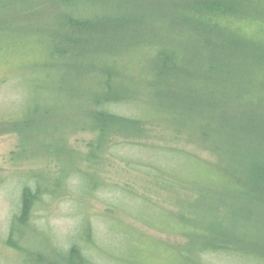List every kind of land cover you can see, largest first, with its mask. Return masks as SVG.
Here are the masks:
<instances>
[{
    "label": "trees",
    "instance_id": "1",
    "mask_svg": "<svg viewBox=\"0 0 264 264\" xmlns=\"http://www.w3.org/2000/svg\"><path fill=\"white\" fill-rule=\"evenodd\" d=\"M0 2V32L15 40L20 35L11 34L16 26L9 14L48 8L51 13L46 16H53L38 30L39 37L28 44L15 42L5 52L22 59L18 67L30 66L27 69L43 72L52 81L45 85L26 81L31 97L39 96L33 101L36 107L27 106L25 116L7 120L8 127L0 124V132L12 133L6 130L14 128L27 134L42 124H58V130L94 129L99 143L89 146V164L103 159L110 148L107 138L116 132L145 136L160 124H179L198 135L187 124H226L228 133L224 152L217 141L207 143L214 138L209 130L199 132L213 154L223 155H216L219 161L177 147L140 144V162L127 164L140 166L148 180H142L140 195L118 186L109 192L114 185L110 178L71 170L68 162L48 176L34 172L21 186L5 239L7 247L23 255L19 264H103L94 255L97 236L112 233L119 221L112 215L117 213L186 239L185 246H177L179 251L169 248V264L171 259L172 264H200L203 257L219 254L264 263V0ZM56 80L68 87L70 95H86L87 118L74 123L70 110L57 103L65 90ZM76 81L82 88H74ZM43 94L52 99L42 98ZM50 102L68 112L62 121L37 118L38 110L47 114L55 106ZM124 102L136 115L117 112ZM171 161L180 163L182 171L169 167ZM74 172L73 193L81 200L78 222L68 246L48 253L45 236L31 237L38 232L35 213L45 199L70 193L64 185ZM156 185L172 197H157L151 188ZM100 192L114 197L100 198L105 209L89 202ZM132 225L118 226L113 234L150 239ZM154 247L149 240L142 249ZM130 250L133 255L135 249Z\"/></svg>",
    "mask_w": 264,
    "mask_h": 264
},
{
    "label": "rangeland",
    "instance_id": "2",
    "mask_svg": "<svg viewBox=\"0 0 264 264\" xmlns=\"http://www.w3.org/2000/svg\"><path fill=\"white\" fill-rule=\"evenodd\" d=\"M1 5L2 2H0ZM50 8L54 10L52 7ZM50 13L47 8L28 15L17 13L14 17L13 14H9V18L14 21L16 26V30L11 34L14 36L20 35L18 37L20 40H15L17 39L16 37L10 38L9 35H5L7 34L6 32H0V38H2L1 35H5L3 37L5 39H0V49L2 48L0 50V124L3 127H8V124H6L7 120L21 115L25 116L28 108L36 107L33 101L39 98V96L31 97V91L27 88L26 81L30 82V85L37 84V81L39 83L45 80L48 83L52 81L51 79L48 80L43 72L34 73L27 69L30 66H26L25 68L18 67L19 64L21 65L22 59L15 53H5L10 51V46L14 45L13 43L15 42L20 43L19 45L28 44L31 42V39L39 37L38 30L43 28L48 17H53L52 15L46 16ZM38 58L42 59L43 57L40 56L34 59L32 65L38 61ZM56 83L63 86L65 90L62 98L56 99L57 103L70 110L69 112L74 116V123H77L76 120L79 117L87 118V108L90 103L87 97H85L86 95L83 97L80 95H70L68 87L64 83H60L59 80H56ZM72 85L74 88H82L79 86L78 81H76V84L72 83ZM42 98L52 99L50 96L47 97L44 94ZM57 103L52 104L50 102V105L55 106L49 107L50 111L47 114L38 110L37 118L44 119L49 117L50 119L47 118V120L50 123L62 121L64 115L68 112L63 113L62 109L56 106ZM219 106L222 111L223 106ZM117 112L125 116L136 115V112L129 105H126V102H124V106L117 108ZM44 125L42 124L27 134L26 132H18L14 128L6 130L13 131L12 133L4 134V132H0V264H19L17 261L19 258H23L21 252L6 246L5 239L10 219L13 213L17 211L21 186L28 183L29 177L35 175L36 172H40L38 174H42L43 176H48L52 172L60 170L59 166L64 165L62 163L67 164L68 162V165H71V170L82 169L85 172H96L98 175L110 178L109 181L114 185L109 187V192H116L115 186H118L121 189L133 190L140 195L138 189L140 186H144L142 185V180H148L140 173V166L127 165L140 162V144L156 143L159 147L172 146L173 149L177 147L198 155L204 160L219 161V157L217 156L223 158V155L219 152L213 154L203 141L205 139L199 133L202 130H209L214 138L209 142L205 141L208 144L212 141H217L216 143L221 145L220 147L224 152L227 150L226 144L223 141H226L224 137L228 135L225 130L226 124H212L211 126L187 124L193 132H195L193 130L195 129L200 137L195 133L185 130L187 127L179 126V124H160L152 127L151 131L145 136H135L131 132L127 134L118 132L109 134L107 138L110 146L108 153L101 155L103 159L92 161L89 164L86 161V156L90 151L89 146L99 143L98 132L94 129L86 131L73 130L71 126L66 130L64 128L58 130V124H46L45 127ZM61 125L64 127L68 124ZM176 131H179V133L175 137L174 133ZM57 157H59L61 163L60 161L57 162ZM161 162L165 163L164 161ZM176 162L171 161L169 167H176L177 171H182V168L178 166L180 163L177 164ZM99 163H102V166ZM89 166H91V169H89ZM188 173L190 174V172ZM74 174L75 172L70 173L72 178L70 180L67 179L64 185L70 193L59 198L45 199L38 206L35 213L33 224L38 229V232L34 231L35 234L31 237L45 236L46 247L50 251L48 253H53L60 247L66 248L68 246L78 222L81 200L79 196L73 193L76 190ZM151 188L152 191L158 194L157 197H172V194L168 192L166 194L165 189H160L157 185L155 187L151 186ZM100 198L113 199L114 197H110L108 194L103 197L100 192L96 198L89 200V202L96 208L105 209L106 207L102 204ZM118 217L117 227L116 225L114 226L116 228L112 229V233L109 236L100 233L97 236L99 244L96 246L97 251L94 255L98 262L103 264H169V258L167 257L169 248L172 247V249L179 251L178 245H186V239L163 234L157 230H151L126 214L117 213V215H112V219L114 220ZM130 224L135 225L149 236V240L155 244V247L153 249H142L144 245L149 244L148 238L144 235H140V238H126L113 234L115 233L113 230H116L118 226L124 229ZM55 247L57 248L53 250ZM131 248L135 249L133 255L129 254ZM172 263L171 259L170 264ZM200 264L264 263L251 257H234L219 254L203 257Z\"/></svg>",
    "mask_w": 264,
    "mask_h": 264
},
{
    "label": "bare ground",
    "instance_id": "3",
    "mask_svg": "<svg viewBox=\"0 0 264 264\" xmlns=\"http://www.w3.org/2000/svg\"><path fill=\"white\" fill-rule=\"evenodd\" d=\"M39 83V81H37V84ZM47 83V80H45L44 82L42 83H39V84H42V85H45Z\"/></svg>",
    "mask_w": 264,
    "mask_h": 264
}]
</instances>
